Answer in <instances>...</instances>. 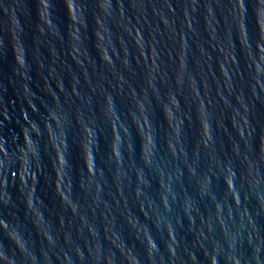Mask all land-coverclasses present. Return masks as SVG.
<instances>
[{
  "label": "water",
  "instance_id": "1",
  "mask_svg": "<svg viewBox=\"0 0 264 264\" xmlns=\"http://www.w3.org/2000/svg\"><path fill=\"white\" fill-rule=\"evenodd\" d=\"M0 264H264V0H0Z\"/></svg>",
  "mask_w": 264,
  "mask_h": 264
}]
</instances>
